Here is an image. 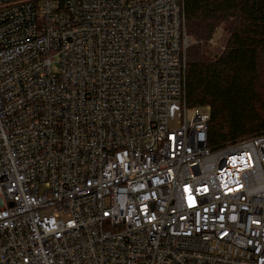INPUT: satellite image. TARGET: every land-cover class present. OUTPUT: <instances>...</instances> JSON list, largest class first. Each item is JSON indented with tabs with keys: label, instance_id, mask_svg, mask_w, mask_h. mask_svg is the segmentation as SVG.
Masks as SVG:
<instances>
[{
	"label": "built area",
	"instance_id": "2783aa9c",
	"mask_svg": "<svg viewBox=\"0 0 264 264\" xmlns=\"http://www.w3.org/2000/svg\"><path fill=\"white\" fill-rule=\"evenodd\" d=\"M192 43L185 0H0V264H264V133L209 145Z\"/></svg>",
	"mask_w": 264,
	"mask_h": 264
},
{
	"label": "trees",
	"instance_id": "16d2710c",
	"mask_svg": "<svg viewBox=\"0 0 264 264\" xmlns=\"http://www.w3.org/2000/svg\"><path fill=\"white\" fill-rule=\"evenodd\" d=\"M185 16L193 41L187 99L191 107H211L209 145L218 149L264 133V0H185ZM220 31L223 50L210 44Z\"/></svg>",
	"mask_w": 264,
	"mask_h": 264
},
{
	"label": "rangeland",
	"instance_id": "374dc122",
	"mask_svg": "<svg viewBox=\"0 0 264 264\" xmlns=\"http://www.w3.org/2000/svg\"><path fill=\"white\" fill-rule=\"evenodd\" d=\"M224 34L222 31L218 32L217 35L214 37V41L213 42H210V44L214 47H218L220 48L221 50L224 49ZM259 86L260 87H263L262 89H260V97L262 98V102H263V106H261L262 108H264V74L260 80V83H259ZM263 111V109H261V112ZM264 112V111H263ZM262 112V113H263Z\"/></svg>",
	"mask_w": 264,
	"mask_h": 264
}]
</instances>
